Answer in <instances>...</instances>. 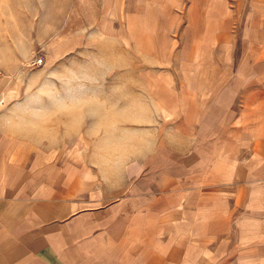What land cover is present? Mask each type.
I'll use <instances>...</instances> for the list:
<instances>
[{
	"label": "rangeland",
	"instance_id": "obj_1",
	"mask_svg": "<svg viewBox=\"0 0 264 264\" xmlns=\"http://www.w3.org/2000/svg\"><path fill=\"white\" fill-rule=\"evenodd\" d=\"M0 164L99 264H264V0H0Z\"/></svg>",
	"mask_w": 264,
	"mask_h": 264
},
{
	"label": "crops",
	"instance_id": "obj_2",
	"mask_svg": "<svg viewBox=\"0 0 264 264\" xmlns=\"http://www.w3.org/2000/svg\"><path fill=\"white\" fill-rule=\"evenodd\" d=\"M38 130L52 133L53 124L38 120L30 122V131ZM2 164L0 264H99L95 254L99 253L101 246L97 230L105 217L103 213H89L79 207L73 212H69L68 207L54 209V204H69L68 197H56L53 191L34 195L30 191L31 183H22L20 188L6 186ZM99 200L92 199L98 204Z\"/></svg>",
	"mask_w": 264,
	"mask_h": 264
}]
</instances>
